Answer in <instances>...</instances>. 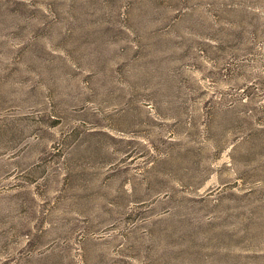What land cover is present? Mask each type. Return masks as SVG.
Segmentation results:
<instances>
[{
  "label": "rangeland",
  "instance_id": "rangeland-1",
  "mask_svg": "<svg viewBox=\"0 0 264 264\" xmlns=\"http://www.w3.org/2000/svg\"><path fill=\"white\" fill-rule=\"evenodd\" d=\"M0 264H264V0H0Z\"/></svg>",
  "mask_w": 264,
  "mask_h": 264
}]
</instances>
